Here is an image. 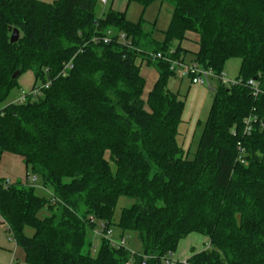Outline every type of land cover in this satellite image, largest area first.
<instances>
[{
	"label": "trees",
	"instance_id": "16d2710c",
	"mask_svg": "<svg viewBox=\"0 0 264 264\" xmlns=\"http://www.w3.org/2000/svg\"><path fill=\"white\" fill-rule=\"evenodd\" d=\"M161 1L173 8L163 43L142 20L112 10L98 17L100 0H0V161L3 153L19 156L28 175L52 190L46 200L27 178H0V216L25 264H163L190 234L208 246L187 264H264V0ZM109 30V43L93 42ZM187 33L198 36L192 62L216 76L240 59L235 84L207 80L211 107L193 160L176 142L184 103L167 90L176 76L168 62L145 56L174 50L170 57L184 61L179 44ZM146 66L158 74L147 95ZM28 71L39 94L4 105ZM247 117L254 120L245 135ZM119 197L134 202L115 224ZM44 207L50 215L39 219ZM99 221L136 232L142 253L104 238L94 252Z\"/></svg>",
	"mask_w": 264,
	"mask_h": 264
},
{
	"label": "rangeland",
	"instance_id": "374dc122",
	"mask_svg": "<svg viewBox=\"0 0 264 264\" xmlns=\"http://www.w3.org/2000/svg\"><path fill=\"white\" fill-rule=\"evenodd\" d=\"M107 5L103 3H98L97 7V16L101 17L103 14L107 13L112 5L114 0H107ZM115 6L121 8L126 11V19L131 22H139L142 20L144 28L147 32L152 31V36L155 41L158 43H163L165 40V32L169 27L171 15L173 8L168 2H162L160 0H152L145 6H143L139 2L130 1V0H115ZM112 32V31H111ZM114 33H112L113 35ZM176 46V45H175ZM191 55H185L184 62L191 63L192 62ZM146 63V62H145ZM144 63V64H145ZM240 68V59L232 58L228 60L224 65V74H225V82L224 84L228 85L229 83H234L236 78L239 75ZM19 80L21 84L24 81V76H22ZM22 85V84H21ZM24 86V85H23ZM37 87L42 86V83L38 81L36 83ZM18 88L14 89L8 99L4 102V105L9 104L14 97L21 94V91ZM167 90L171 93H174L178 96V99L184 103L183 110L180 115V121L177 124V135L176 142L179 148L185 153V156L188 160H193L199 145V141L201 138V134L203 132L204 124L208 118L211 101H212V92L208 88L207 85H193L187 79H178L170 77L167 82ZM32 178H35V185H31L35 188L36 194L46 200H50L52 197V190L50 187L44 188L41 179L39 176L31 175ZM134 200L127 199L125 197H119L116 201V205L114 208L112 222L117 224L122 208L129 207L132 205ZM50 215V212L46 207L41 209L37 217L39 219H43ZM99 221L92 233V246L93 251L95 252L99 243L100 237L96 235L97 231H101ZM25 236L32 237L34 234V230L31 227H25L23 230ZM125 240L126 249L129 253L134 254L142 253L141 244L138 240V236L136 232L126 231L122 232L116 226H112V234L110 239L115 242L120 241L121 237ZM195 239H203V244L199 245L195 242ZM208 246L207 239L198 234H190L186 239H183L179 242L178 247L176 249V256H183L188 254L191 248H195L196 250L203 249ZM174 255V256H175ZM176 258V257H175ZM177 259V258H176ZM187 259H183L180 261H184Z\"/></svg>",
	"mask_w": 264,
	"mask_h": 264
},
{
	"label": "crops",
	"instance_id": "0c3cea01",
	"mask_svg": "<svg viewBox=\"0 0 264 264\" xmlns=\"http://www.w3.org/2000/svg\"><path fill=\"white\" fill-rule=\"evenodd\" d=\"M43 3H53L56 0H38ZM104 5H107L108 1ZM133 1V0H130ZM161 1V0H160ZM136 2V1H135ZM110 10L118 12V13H124V16L126 17V11L122 10L121 8H118L115 6V0L112 2ZM128 20V19H126ZM129 21V20H128ZM131 22V21H129ZM135 23V22H132ZM144 28V26H143ZM144 30L147 32V30L144 28ZM198 36H196L193 33H187L186 38L180 42L179 47L183 53V59L185 55H191L192 61L194 60L195 54L197 53L199 46L197 43ZM141 74L145 79V88H144V94L147 95V93L152 89L154 83L157 80L158 74L156 70L152 67L146 66L143 67L141 70ZM24 81H22V85L19 83V80L23 78ZM35 80L32 72L28 71L21 75L18 78V86L21 94L14 97L11 102H15L17 99L22 97L24 94H28L31 89L34 87ZM24 85V86H23ZM28 173L26 170V167L23 164L22 158H20L17 155L10 154V153H3L0 161V178L3 179L5 182L14 183V182H25L26 178L28 177ZM199 245L203 244V239H195ZM204 249V248H203ZM196 250L195 248H191L190 252L188 254L183 256H176L175 257L179 260L188 259L193 252H200L201 250ZM0 264H25V255L23 250L16 244L14 239H12L9 230L8 225L4 222L2 217L0 216Z\"/></svg>",
	"mask_w": 264,
	"mask_h": 264
},
{
	"label": "built area",
	"instance_id": "2783aa9c",
	"mask_svg": "<svg viewBox=\"0 0 264 264\" xmlns=\"http://www.w3.org/2000/svg\"><path fill=\"white\" fill-rule=\"evenodd\" d=\"M100 2L104 4L106 1L100 0ZM111 37H112V32L109 30V31H107V33L104 37L94 38L93 42H95V43L102 42L103 44H107L111 41ZM118 38H119L118 40L123 45L127 44V41L125 39L124 34L119 35ZM173 53H174V50H170L167 54L157 53V54H147L145 56L148 57L149 59H152V60L155 59V60H163V61L168 62L170 64V66H171L170 68H171V70H173L176 78H178L180 80L187 79L193 85L205 86V85H207V80H209V79H219L221 82H223V83L225 82V80H224L225 74L223 72L219 76H216L212 72V70L203 69V68L199 67L194 62L185 63L182 60L171 58L170 55H172ZM143 62L145 63L146 60H144ZM71 68H72V64H71V61H69L68 63H66L64 65L60 75L65 76ZM236 82L237 81H235L234 83H229L228 85H233ZM48 86H49V82L46 83L45 85H43V87H45V88H47ZM247 86L250 87L253 96H257L260 93L258 83L256 82V80H254V79L248 80ZM39 92H40V88H32L28 94H24L22 97L17 99L15 102L22 103L25 101V99L28 95L34 96V95L39 94ZM253 120H254V117H247L246 119H244L243 134H245V135L250 134V132L252 130L251 122ZM232 133L235 134L234 129L232 130ZM237 151H238L237 160L241 164H245V160L243 158V149H242V146L240 144L237 145ZM27 180L29 182L28 184H30V185L34 184V182H35V178H32L30 176L27 177ZM6 183L9 184V182H6ZM99 227H100L101 231H97L96 235H98L100 238L107 239L112 246L118 247V246H124L125 245V240L123 238L120 239V241H118V242H115L112 239H110L112 231L109 228H107L105 224L100 223ZM162 261H163V264H187V260L180 261V260L176 259L172 253H168L167 256L162 259ZM126 264H132V262L128 261Z\"/></svg>",
	"mask_w": 264,
	"mask_h": 264
},
{
	"label": "water",
	"instance_id": "95a60500",
	"mask_svg": "<svg viewBox=\"0 0 264 264\" xmlns=\"http://www.w3.org/2000/svg\"><path fill=\"white\" fill-rule=\"evenodd\" d=\"M18 37H19V32L16 29H14L12 31L11 36H10V42L15 43L17 41Z\"/></svg>",
	"mask_w": 264,
	"mask_h": 264
}]
</instances>
